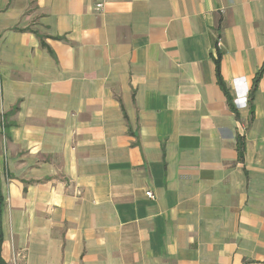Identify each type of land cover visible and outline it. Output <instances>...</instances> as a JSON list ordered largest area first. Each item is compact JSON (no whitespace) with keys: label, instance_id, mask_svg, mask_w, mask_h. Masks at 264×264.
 <instances>
[{"label":"crops","instance_id":"1","mask_svg":"<svg viewBox=\"0 0 264 264\" xmlns=\"http://www.w3.org/2000/svg\"><path fill=\"white\" fill-rule=\"evenodd\" d=\"M263 63L264 0H0L3 264H264Z\"/></svg>","mask_w":264,"mask_h":264},{"label":"trees","instance_id":"2","mask_svg":"<svg viewBox=\"0 0 264 264\" xmlns=\"http://www.w3.org/2000/svg\"><path fill=\"white\" fill-rule=\"evenodd\" d=\"M216 51H217L216 57L213 59L216 83L219 86V88L221 89V91L223 92V94L225 95L226 100H227V104H228L230 110L235 112L234 106H233L232 101H231V97L229 95V92L226 88V85H225L223 78L221 76V73H220L221 52H220V50H216ZM263 73H264V63L261 66V68L257 71V73L255 74L253 81H252L251 89H250L249 94H248V105H249V111H250L251 117L253 116V106H252L253 97H254L255 92L257 91V86H258L259 80L261 79ZM244 152H245L244 140L242 138H238L237 155H238V158L240 160L243 159ZM2 211H3V199H2V196L0 193V246H1V242H2V233H1ZM0 264H3L1 258H0Z\"/></svg>","mask_w":264,"mask_h":264},{"label":"built area","instance_id":"3","mask_svg":"<svg viewBox=\"0 0 264 264\" xmlns=\"http://www.w3.org/2000/svg\"><path fill=\"white\" fill-rule=\"evenodd\" d=\"M102 7H103V5H102L101 3L96 4V5H95V10H96V11H100V10L102 9ZM145 195H146L147 198H149V199H153V195H152L151 192H146Z\"/></svg>","mask_w":264,"mask_h":264}]
</instances>
